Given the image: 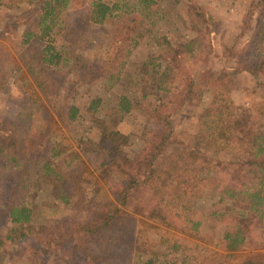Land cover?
I'll return each mask as SVG.
<instances>
[{
	"label": "rangeland",
	"instance_id": "rangeland-1",
	"mask_svg": "<svg viewBox=\"0 0 264 264\" xmlns=\"http://www.w3.org/2000/svg\"><path fill=\"white\" fill-rule=\"evenodd\" d=\"M91 1L115 4L136 21L137 44L130 46L129 40H124L117 52L121 57L110 66L113 69L101 66L107 55L109 58L113 54L111 35L115 18L100 25L87 22ZM146 1L148 5L144 8L140 0H81L80 5L58 12L51 38L68 62L56 68L45 67V74L39 73L40 65L35 63L42 41L34 34L25 43L23 37L26 31L36 33V7L29 0L1 1V125L12 122L18 114L26 115L28 118L22 120L26 128L23 132L27 138L35 139L45 131L50 119H55L59 107L73 105L78 109L74 121L60 127L55 135L65 139L74 161L79 159L87 165L80 184V199L73 191L71 194L66 181L55 180L52 186L33 173L24 181L25 189L16 196L17 203L32 209L52 207V212L57 213L72 209L75 215L79 207L83 209V203L90 210L89 200L96 185H102L109 196V187L101 181L100 171L92 166L91 154L113 130L118 133L112 143L117 154L112 153L111 157L115 162L122 157L129 162L142 149V133L154 128L148 111L162 104L170 111H177L171 118L172 135L164 155L173 154L180 145L194 144L201 133L199 115L209 104L211 91L194 84L191 99L180 104L181 97H174V85L185 77L196 79L205 71L230 73L257 24V16L264 12V1L262 6L251 7V1L255 0ZM186 2L197 9L190 11ZM14 24L16 29H10ZM122 62L123 66L118 68ZM90 67H95L94 71H87ZM166 68L170 69L168 73L164 71ZM178 69L185 77H176ZM109 75L113 78L108 80ZM45 76L55 81V88ZM228 79L229 101L236 109L256 111L257 123L263 124L264 132V88H256L253 79L245 73L229 75ZM121 96L132 103L123 114L116 107ZM95 100L98 105L91 112L88 107ZM34 151L37 148L33 144L29 152ZM3 157L0 153V190L4 179ZM55 161L60 162L59 158ZM244 175L245 183L256 182L249 173ZM81 200L83 203H79ZM209 204V201L198 202L194 208L204 212ZM131 206H134L133 198L122 207V214L108 231L89 241L87 256L81 250V242H68L51 255L39 256L36 264H146L148 260L152 264H226L227 252L216 244L222 225L203 229V240H199L141 218L130 210ZM7 229L8 224L0 216V234ZM255 229L251 242L242 249L263 252L264 217L257 221ZM34 238L28 235L21 243L6 246L0 252V264H34L37 259L27 252Z\"/></svg>",
	"mask_w": 264,
	"mask_h": 264
},
{
	"label": "trees",
	"instance_id": "trees-1",
	"mask_svg": "<svg viewBox=\"0 0 264 264\" xmlns=\"http://www.w3.org/2000/svg\"><path fill=\"white\" fill-rule=\"evenodd\" d=\"M29 1L37 10V29L36 33L24 32V42L34 34L42 41L35 63L40 65L39 73L45 74V67L56 68L68 62L51 38L57 13L80 5L81 0ZM261 1L264 0L251 1V7L262 6ZM139 3L144 8L148 5L146 0ZM188 3L190 11L197 9ZM88 5L86 21L89 23L100 25L115 18L111 35L113 54L109 58L107 55L101 66L113 69L110 66L121 57L117 52L124 40H129L130 46L137 44L136 21L128 11H121L115 4L91 1ZM257 18V24L230 73L205 71L193 79L186 78L180 69L176 72L177 78L185 77L173 87L174 97H181L180 104L191 99L194 84L211 91V100L199 115L201 133L196 142L180 145L173 154L164 155L172 135L171 118L177 111H170L163 104L148 111L154 120V128L142 133V149L129 162H125V157L119 162L112 159V153L117 154L112 143L118 133L109 131L90 159L93 168L100 171L101 181L109 187V196L102 185H96L89 200L91 209L87 210L82 200L79 202L83 203V209L79 207L76 212L77 215L81 212L80 216L72 209H61L57 213L52 212V207L36 206L32 209L16 202V196L25 189L24 181L27 182L33 173H38L41 180L52 186L55 180L66 181L71 194L73 191L77 198H81L80 184L87 165L79 159L74 161L65 139L55 135L60 127L74 121L78 109L73 105L59 107L54 113L55 119H50L45 131L35 139L27 138L23 132L26 128L22 120L28 118L26 115L18 114L12 122L0 123V153L5 161L1 169L4 179L0 190V216L8 224V229L0 234V252L8 245L21 243L26 236L34 235L27 248L30 256L37 259L34 264L39 256L51 255L68 242H81V250L87 256L89 241L108 231L122 214V207L133 198L134 206L130 210L141 218L199 240H203V229L222 225L216 244L227 252L226 264H264V251L242 249L245 243L251 242V234L257 231V221L264 217L263 124L257 123L256 111L236 109L228 98L229 75L245 73L253 79L256 88H264V12ZM9 28L16 29V25ZM123 64H118V68ZM94 69L90 67L87 71ZM164 71L168 73L170 69ZM112 78L113 75H109L108 80ZM45 79L55 88V81L46 76ZM97 105L98 100L92 101L88 110L94 112ZM116 107L119 114H123L130 110L132 103L121 96ZM24 143L26 147H23ZM33 144L37 151L31 153L29 149ZM57 158L60 162L55 161ZM246 173L256 178V182L245 183ZM205 201L210 204L204 212L194 208L198 202ZM146 264L152 262L148 260Z\"/></svg>",
	"mask_w": 264,
	"mask_h": 264
}]
</instances>
